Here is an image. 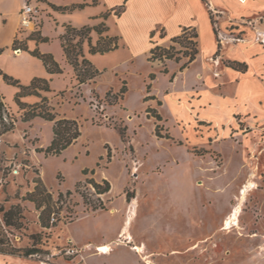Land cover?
I'll return each mask as SVG.
<instances>
[{
	"label": "rangeland",
	"instance_id": "rangeland-1",
	"mask_svg": "<svg viewBox=\"0 0 264 264\" xmlns=\"http://www.w3.org/2000/svg\"><path fill=\"white\" fill-rule=\"evenodd\" d=\"M77 1L0 0V11L8 12L6 18L0 17V95L16 120L11 131L0 135V210L16 204L22 208L18 227L4 225L0 211L5 237L17 248L39 249L27 258L44 264H80L83 253L82 264H131L133 255L126 248L142 246L141 241L164 253L188 238L194 242L191 236L200 233L199 223L210 222L216 208L241 207L242 221L264 226V0H248L244 6L231 3L232 14L227 7H218V54L205 60L211 44L202 32L197 59L181 71L183 57L151 61L149 53L128 56L124 47L92 54L84 41L85 57L100 71L84 83L76 79L60 40L65 25L79 27L88 20L86 12L62 9ZM21 2L36 8L35 25L20 28L18 14L13 37L14 11ZM38 33L47 39L30 38ZM161 34L158 28L150 38L151 47L175 45L184 50ZM90 35L93 44L98 35L95 31ZM15 37L17 45L27 47L14 51ZM36 48L52 54L61 71L48 72L31 53ZM246 48L250 50L243 55L251 61V73L241 79L227 62ZM149 73H154L153 79ZM3 75L22 85L34 77L45 78L49 91L23 96L21 101L76 120L81 132L77 140L59 154H46L53 121L39 116L22 120L23 111L15 101L20 87ZM123 84L125 91L116 96ZM247 89L252 96L245 101L242 92ZM104 179L110 190L97 193L90 181L102 185ZM37 181L50 194L51 218H59L50 228L41 225L40 209L25 199ZM132 221L134 241L121 229ZM70 237L81 244L113 238L118 246L111 255L94 256L89 254L95 252L93 247L86 246L85 253ZM209 243L208 238L205 244ZM234 243L237 257L243 241ZM147 248L143 247L144 254ZM202 248L201 260L208 264L210 257ZM193 251L186 258L195 256ZM194 263L199 262L193 258L187 262Z\"/></svg>",
	"mask_w": 264,
	"mask_h": 264
},
{
	"label": "crops",
	"instance_id": "crops-1",
	"mask_svg": "<svg viewBox=\"0 0 264 264\" xmlns=\"http://www.w3.org/2000/svg\"><path fill=\"white\" fill-rule=\"evenodd\" d=\"M79 0L73 4L82 3L84 6L82 8H76L73 11H81L87 13V22L84 25L95 26L103 22L107 26L108 30L104 32V35L117 36L118 47H124L128 52V56H136L140 52L149 53L152 43L150 38L156 35L157 29L162 30V35L168 39L178 36L182 33L183 28L187 27L194 29L197 33V47L198 53L200 51V43L202 38V32H206L210 40L211 48L210 52L205 56L207 60L212 54H215L217 50V35L214 32V26L210 19L209 10L213 11L214 19L219 15L218 7L225 6L229 9V4L235 3L240 6H244L249 3L246 0L245 3H238V0ZM255 1V0H250ZM260 1V0H259ZM52 2V1H51ZM54 4V3H53ZM22 2L16 7L14 13L17 16L14 25L12 27V36L14 37L16 33V22L18 19V11L21 9ZM120 8L119 13L116 11ZM263 8H261L262 10ZM260 11V10H258ZM257 12V11H256ZM8 12L0 11V17L7 16ZM106 14V15H105ZM232 14V12H231ZM105 15V17H104ZM234 15V14H233ZM237 15H249L239 13ZM235 15V16H237ZM6 21V19H4ZM216 20V19H215ZM71 25V24H70ZM77 27L75 25H71ZM217 26V20L215 27ZM81 27V26H79ZM217 28V27H216ZM94 31V30H92ZM154 34L151 36V33ZM97 34V33H96ZM98 35V34H97ZM91 36V35H90ZM161 36V35H160ZM162 36V37H163ZM98 38V37H97ZM97 40V39H96ZM96 42V41H95ZM95 44V43H93ZM116 48V49H117ZM115 50V49H114ZM250 48H246L244 51L240 52L239 56L235 59L238 62H243L247 65V69L244 72L232 69L233 72L237 73V76L245 78L247 74L251 73V61L243 53ZM113 51V50H110ZM108 51V52H110ZM106 53V52H105ZM197 53V55H198ZM196 58L190 62L193 63ZM189 63V64H190ZM188 64V65H189ZM181 65V64H180ZM187 65V66H188ZM186 66V67H187ZM185 68V67H184ZM183 68V69H184ZM180 69L179 70H183ZM259 70L258 67L256 71ZM255 71V72H256ZM254 72V71H253ZM242 73V74H241ZM150 74V73H149ZM250 82L254 83L257 88H260L256 80ZM252 86V85H251ZM250 87V86H249ZM248 87V88H249ZM253 90V89H252ZM245 101L251 99L250 89L242 92ZM236 97V96H235ZM245 186V185H244ZM241 196V195H240ZM129 211V210H128ZM132 211V210H131ZM136 209L134 212L128 216L129 220L133 219ZM128 213V212H127ZM242 208L233 207L231 209H214V213L211 216V221L200 222V233L195 237L194 242L185 241L184 243L179 242L174 244L176 246H171L168 252H161L150 248L141 241L140 245L141 251H136L133 249L126 248L127 252L132 253L133 259L131 264H187L188 261L193 260L199 262L198 264H203V248L206 247V255L210 257V264H264V226L260 223L254 224V222L242 221ZM129 214V213H128ZM129 222V221H128ZM127 222V223H128ZM121 228L122 234H126L129 240L134 241L136 236H134L131 225H127ZM203 229V230H201ZM251 232H243V231ZM120 228L117 233H120ZM209 233V234H207ZM207 234V235H206ZM210 240L209 244L205 242ZM72 242L76 243L72 237H70ZM242 240V249L238 250V255L235 257V240ZM113 238L104 239L99 241L86 240V243H76L77 246L81 247V250H85L86 246L93 247L95 252H90V255L94 256H108L116 250L117 243H114ZM226 244V246H224ZM107 245L109 250L106 252L99 251L98 246ZM120 245V244H119ZM208 245L210 249L208 250ZM143 247L147 248L148 253L144 254ZM175 247H181L182 249H174ZM194 250L195 256L187 257L185 254ZM192 255V253H189ZM161 257V258H160ZM86 256L82 254L81 263H83ZM185 258V259H184ZM166 262H164V260ZM208 263V264H209ZM0 264H44L40 260H35L32 258H27L23 256L13 255V254H3L0 253ZM195 264V263H194Z\"/></svg>",
	"mask_w": 264,
	"mask_h": 264
},
{
	"label": "trees",
	"instance_id": "trees-1",
	"mask_svg": "<svg viewBox=\"0 0 264 264\" xmlns=\"http://www.w3.org/2000/svg\"><path fill=\"white\" fill-rule=\"evenodd\" d=\"M205 1V0H203ZM94 3L95 1L92 0ZM84 4H71L70 6L63 7L62 9H68L70 11L76 8H82ZM120 8L116 11L119 13ZM210 19L214 26V32L217 35V28L215 27L216 20L214 19V14L212 10H209ZM106 15V14H105ZM104 15V17H105ZM94 30L98 34V38L95 44L91 42L90 32ZM108 30L105 23L101 22L95 26L84 25L81 27H74L70 24L65 25V30L60 36L61 46L64 53V56L68 63L73 66L76 79L79 83H84L91 79H94L100 74V71L92 64V62L85 57L83 52V43L87 41L88 50L90 53H105L110 50H114L118 47V38L117 36H108L104 35V32ZM154 32L151 33V36ZM163 35L161 34V37ZM30 38L36 39L37 42L45 41L47 38L40 35V33L32 36ZM28 39V38H27ZM171 41L177 43L184 48L183 51L178 49L175 45H170L169 47H164L161 45H154L149 51L148 60H160L164 59H173L175 61H180L181 58H185L180 65V69L186 67L190 62H192L198 53L197 47V33L194 29L183 28L182 33L178 36L172 37ZM13 49H25L27 46L25 43L17 45L16 37L13 40ZM31 53L39 57L43 64L45 65L48 72H60V66L58 62L54 59L50 53H42L37 48L31 51ZM178 56V54H180ZM218 54V49L215 52V55ZM227 65L231 68L244 72L247 69V65L243 62H238L236 60L228 61ZM166 72V69H164ZM3 78L8 82L15 84L20 87V90L15 95V101L19 108L23 111L22 120L27 121L35 116H39L45 120L53 121V138L50 144L44 149L46 154H59L62 150L68 147L70 144L74 143L77 138L80 136V128L76 120L69 118L57 117V114L51 112L50 109H42L38 105L30 106L27 103L21 101V97L26 95H36L41 96L40 91H49V84L45 78L34 77L30 84L22 85L18 80H14L6 75H3ZM149 78H154V73L149 74ZM125 84V82H124ZM120 89L119 94L116 96H121L125 91V85ZM109 95V92L105 94ZM45 97H41V100H45ZM28 107H32L31 109ZM38 109V110H37ZM150 108H147L149 112ZM156 119H160V115H155ZM15 118L12 113L8 110L7 105L5 104L3 97L0 95V135L11 131L15 125ZM119 134L122 140L125 137V131L119 130ZM109 154L107 152V157L109 160ZM88 171L87 168L83 169V173ZM93 172V171H92ZM97 193H105L110 190V184L107 180H103L101 183L90 181ZM70 191H67L69 194ZM60 195V194H59ZM48 197L50 194L46 191L43 184L40 181L36 182L34 189L28 193L25 199L33 202L37 209H40L39 220L43 227L50 228L57 224L59 218H51V213L53 212L49 207ZM102 208V207H99ZM97 209V207L95 208ZM2 211V222L6 226L18 227L21 223L20 219L22 216V208L19 204L10 206L7 210L1 209ZM2 230V224L0 222V253L3 254H13L23 257H28L39 251L36 247H27V248H17L13 246L10 241L5 237Z\"/></svg>",
	"mask_w": 264,
	"mask_h": 264
},
{
	"label": "built area",
	"instance_id": "built-area-1",
	"mask_svg": "<svg viewBox=\"0 0 264 264\" xmlns=\"http://www.w3.org/2000/svg\"><path fill=\"white\" fill-rule=\"evenodd\" d=\"M18 14L20 28H31L35 25L37 10L32 4L27 2Z\"/></svg>",
	"mask_w": 264,
	"mask_h": 264
},
{
	"label": "bare ground",
	"instance_id": "bare-ground-1",
	"mask_svg": "<svg viewBox=\"0 0 264 264\" xmlns=\"http://www.w3.org/2000/svg\"><path fill=\"white\" fill-rule=\"evenodd\" d=\"M240 2H246V0H239ZM14 51H16V52H19V50L17 49V50H14ZM97 249L99 250V251H107L109 248H108V246L107 245H102V246H98L97 247ZM133 249H135L136 251H141V246L140 245H134V247H133Z\"/></svg>",
	"mask_w": 264,
	"mask_h": 264
}]
</instances>
